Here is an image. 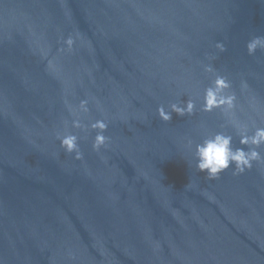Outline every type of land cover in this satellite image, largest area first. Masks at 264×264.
<instances>
[{"label": "water", "instance_id": "1", "mask_svg": "<svg viewBox=\"0 0 264 264\" xmlns=\"http://www.w3.org/2000/svg\"><path fill=\"white\" fill-rule=\"evenodd\" d=\"M257 35L264 0H0V264H264V161L209 179L184 147L224 122L200 110L216 75L264 117ZM181 98L194 114L159 120ZM83 99L109 122L99 153L71 127Z\"/></svg>", "mask_w": 264, "mask_h": 264}, {"label": "clouds", "instance_id": "2", "mask_svg": "<svg viewBox=\"0 0 264 264\" xmlns=\"http://www.w3.org/2000/svg\"><path fill=\"white\" fill-rule=\"evenodd\" d=\"M67 43L72 44L69 37ZM216 47L225 50L223 42H217ZM245 48L249 56L255 55L257 50H264V35L253 36L246 42ZM205 72H213L212 66L206 65ZM232 84L226 77L216 75L203 89L200 110L213 112L220 110L224 122L216 130H204L197 138L186 137L184 147L191 153L194 167L199 173H203L209 179H217L221 174L231 169L233 175L242 174L253 167L254 162L264 161V117L259 121L251 117L238 114L237 96L231 91ZM242 88H247L246 82ZM89 101H79L77 107H70V113L75 117L71 121V127L82 131L94 132L92 149L97 153L106 148L111 142V137L105 133L108 131L109 122L106 119H95L85 123L82 115L90 112ZM196 110V102L191 98H181L160 104L156 114L162 122H170L173 114L179 117L191 116ZM238 138L237 146L236 139ZM59 146L66 154H74L75 160H83L79 137L66 131L63 135L57 134Z\"/></svg>", "mask_w": 264, "mask_h": 264}]
</instances>
